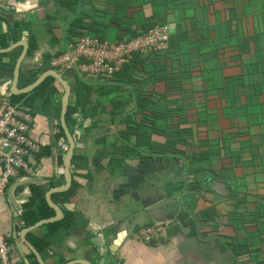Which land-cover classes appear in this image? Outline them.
<instances>
[{
  "label": "crops",
  "instance_id": "crops-1",
  "mask_svg": "<svg viewBox=\"0 0 264 264\" xmlns=\"http://www.w3.org/2000/svg\"><path fill=\"white\" fill-rule=\"evenodd\" d=\"M150 20L169 28L167 48L123 74L58 70L75 108L73 184L52 193L65 215L26 234L57 216L47 195L68 184L69 145L62 84L20 92L67 41L120 42ZM0 51V105L33 112L42 146L6 186L0 164V233L12 235L14 263L39 264L31 245L43 264H264V0H0Z\"/></svg>",
  "mask_w": 264,
  "mask_h": 264
},
{
  "label": "built area",
  "instance_id": "built-area-1",
  "mask_svg": "<svg viewBox=\"0 0 264 264\" xmlns=\"http://www.w3.org/2000/svg\"><path fill=\"white\" fill-rule=\"evenodd\" d=\"M168 39L169 32L165 25L115 43L82 35L76 43L69 41L68 51L51 59L50 66L59 71L76 70L83 77L111 78L130 62L135 53L164 51ZM3 105H0V164L6 186L21 179L22 173L33 170L30 162L41 152L42 146L31 135L34 116L20 105ZM11 238L10 233H0V264H16L11 258Z\"/></svg>",
  "mask_w": 264,
  "mask_h": 264
},
{
  "label": "water",
  "instance_id": "water-1",
  "mask_svg": "<svg viewBox=\"0 0 264 264\" xmlns=\"http://www.w3.org/2000/svg\"><path fill=\"white\" fill-rule=\"evenodd\" d=\"M23 46H27L28 44L25 42L24 44H22ZM5 52L10 51L8 48L4 49ZM4 51H0V52H4ZM27 52L24 50L22 55L19 57L15 70H14V78H13V84L12 87L16 88L19 77H20V68H21V64L23 63L25 57H26ZM48 77H53L55 78L58 82H60L62 84V86L64 87V95L62 97V105H61V125L62 128L64 130L65 133V138L67 140V143L69 145L68 148V152L66 155V158L64 159V168H65V177H66V182H68V184H66L67 186L62 187V188H54L48 195H47V201L49 203V206L54 209L56 211L57 216L55 218H51V219H46L45 221H39L38 223L34 224L32 227L26 228L25 230H27L26 234L37 228L38 226L42 225V222H48L49 220H53V219H57L58 215H65V212L63 211V208L59 207V205H57L53 198H52V193H56V192H64L67 191L71 185L73 184V169H72V164H73V160H74V156H75V151L77 148V141L74 137V134L71 133L69 127H68V123H67V113H68V109H69V102H70V97H71V86L68 83V81L62 76V74H60L58 71L56 70H51L48 71L44 74H42L38 79H36L31 85H29L28 87H26L24 90H22L20 93L23 94H27L30 93L32 91H34L38 86H40L46 78ZM15 94H18L17 92H15ZM18 186V183H15L11 188L15 189ZM11 189V190H12ZM131 219H127L126 222H129ZM128 224V223H127ZM112 225V224H111ZM114 228V227H113ZM26 234L25 236H23V238L25 239L24 243L27 245V243L29 242L28 239L26 238ZM101 241H102V237H98L96 236V238L92 239V242L94 243L95 246L100 247L101 246ZM32 251L35 253V255L38 257L39 259V264H43L45 261L43 258L40 257V253H38V251L36 250L35 247L31 246ZM40 254V255H39ZM43 259V260H42ZM69 264H92L89 261L86 260H73L71 261Z\"/></svg>",
  "mask_w": 264,
  "mask_h": 264
},
{
  "label": "trees",
  "instance_id": "trees-1",
  "mask_svg": "<svg viewBox=\"0 0 264 264\" xmlns=\"http://www.w3.org/2000/svg\"><path fill=\"white\" fill-rule=\"evenodd\" d=\"M146 24H148V28H147V30H145V33H147L152 27H154L155 25H154V21L153 20H150V21H147V23ZM144 33V34H145ZM144 34H141V35H144ZM141 35H138V36H141ZM139 54H141V53H135L134 55H133V58L130 60V62L129 63H126V64H124L123 65V67L121 68V70L120 71H118L117 73H115V74H118V73H124V69H125V67H133V66H135V65H137V64H139L140 62H141V60H142V58H139V56H141V55H139ZM139 55V56H138ZM138 57V59L136 60V58ZM136 57V58H135ZM145 58V57H144ZM143 58V59H144ZM114 74V75H115ZM114 75L112 76V77H114ZM111 77V78H112ZM126 78H128V79H130V81L133 79V76H132V74H129V73H126L125 74V77H124V79H126ZM162 80H164L165 82H170L168 79H167V76H163L162 78H161ZM50 81H55V78H53V77H48L40 86H38L35 90L37 91V90H39V89H41V88H43L46 84H48ZM170 90L169 89H165V92H169ZM177 92V91H176ZM74 110H75V108L74 107H71V106H69V110H68V113H67V121L68 122H71V114L74 112ZM61 129V134H62V136L64 137L65 136V133H64V130H63V128L61 127L60 128ZM69 194V193H68ZM67 194V195H68ZM66 195V196H67ZM71 197H69V195H68V200L70 199ZM46 206H48L47 204H46Z\"/></svg>",
  "mask_w": 264,
  "mask_h": 264
},
{
  "label": "rangeland",
  "instance_id": "rangeland-1",
  "mask_svg": "<svg viewBox=\"0 0 264 264\" xmlns=\"http://www.w3.org/2000/svg\"><path fill=\"white\" fill-rule=\"evenodd\" d=\"M168 26L170 27V29H172L170 25H168ZM168 29H169V28H168ZM74 39H75V38H74ZM74 39H73V40H74ZM71 40H72V38H71ZM67 42H69V41H67ZM67 42H66V43H67ZM187 50H189V49H187ZM187 52H188V51H187ZM192 60H193V59H188V58L186 59L187 63H190ZM76 74H77V73H76ZM77 77L82 78V76L79 75V74H78ZM85 78H86V77H85ZM149 108H151V106H149ZM29 112H30V111H29ZM30 113H31V112H30ZM31 114H33V112H32Z\"/></svg>",
  "mask_w": 264,
  "mask_h": 264
},
{
  "label": "bare ground",
  "instance_id": "bare-ground-1",
  "mask_svg": "<svg viewBox=\"0 0 264 264\" xmlns=\"http://www.w3.org/2000/svg\"><path fill=\"white\" fill-rule=\"evenodd\" d=\"M120 237H117L116 239H119ZM118 241V240H117Z\"/></svg>",
  "mask_w": 264,
  "mask_h": 264
},
{
  "label": "clouds",
  "instance_id": "clouds-1",
  "mask_svg": "<svg viewBox=\"0 0 264 264\" xmlns=\"http://www.w3.org/2000/svg\"><path fill=\"white\" fill-rule=\"evenodd\" d=\"M54 70V69H53ZM56 71H58V70H56ZM19 105H21V104H19ZM23 106V105H22Z\"/></svg>",
  "mask_w": 264,
  "mask_h": 264
}]
</instances>
